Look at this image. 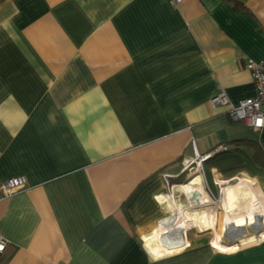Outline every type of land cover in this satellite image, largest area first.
<instances>
[{
    "label": "crops",
    "instance_id": "obj_1",
    "mask_svg": "<svg viewBox=\"0 0 264 264\" xmlns=\"http://www.w3.org/2000/svg\"><path fill=\"white\" fill-rule=\"evenodd\" d=\"M261 58L264 0H0V264H264V126L210 101ZM193 143L220 231L175 200Z\"/></svg>",
    "mask_w": 264,
    "mask_h": 264
},
{
    "label": "built area",
    "instance_id": "obj_2",
    "mask_svg": "<svg viewBox=\"0 0 264 264\" xmlns=\"http://www.w3.org/2000/svg\"><path fill=\"white\" fill-rule=\"evenodd\" d=\"M177 1V0H173ZM253 79L254 92L252 95L241 98L237 103L230 101L223 89L211 96L210 101L213 104H220L227 107V112L231 119L241 120L255 129L264 126V58L249 59L246 62ZM219 146L204 153L198 152L193 143V155L183 157V168L190 171L202 170V162L211 156L215 151L222 149ZM27 182L25 176H13L0 183V189L5 195L11 194ZM7 243V239L0 234V251Z\"/></svg>",
    "mask_w": 264,
    "mask_h": 264
},
{
    "label": "rangeland",
    "instance_id": "obj_3",
    "mask_svg": "<svg viewBox=\"0 0 264 264\" xmlns=\"http://www.w3.org/2000/svg\"><path fill=\"white\" fill-rule=\"evenodd\" d=\"M189 171H190L189 169H186L185 170V173L183 175L177 176L175 178V180L173 181V182L176 183V185L174 187V190H175L174 191V194H175V200H176L177 205L180 206V207H186V206H188L189 205V201L187 200L188 199V196L186 195V192L188 190L195 191L199 187H200V189L204 187V189L207 191L208 194L207 193L203 194L201 196V199L203 201H207V200H211V201L209 203H207V204H204V205H200V206H196V207H190V210H195L197 212H199L201 210H204V209H207V208L215 210L216 211V221H215L216 224H215V228L217 229V231H220L221 229H223L225 227L221 226L223 224L222 223V220H221L222 210H221V208H219L216 205V202L220 198L222 184H224V183H226L228 181H226L224 183H220L216 187H214V188H212L210 190L207 187V185L205 184V182L203 180L201 181L203 187L202 186H199V185L193 184L190 181V179H191V176H193L194 173H193V170L190 171V172ZM201 172H202V170H200V173ZM187 173H190V174L187 175ZM196 173H197V171H196ZM188 180H189L190 184L193 186V189H189L187 187V185H185V184L182 183V182H186ZM232 181H234V179L229 180V182H232ZM184 195H186V196H184ZM190 229H191L190 231L193 232V233H201L203 231L212 230V228H206V229L201 230V229H198V228H195V227L190 228ZM207 242L210 243V237L207 238ZM184 247H186V246L184 245V246H182L180 248H184Z\"/></svg>",
    "mask_w": 264,
    "mask_h": 264
},
{
    "label": "bare ground",
    "instance_id": "obj_4",
    "mask_svg": "<svg viewBox=\"0 0 264 264\" xmlns=\"http://www.w3.org/2000/svg\"><path fill=\"white\" fill-rule=\"evenodd\" d=\"M193 176H191V179H190V181L193 183V184H195V185H199V186H202V182H201V179H200V177H199V174H198V172L196 173V171H193ZM219 181H221V179L219 180ZM248 184L250 185V187L252 188V190L254 191V195L255 196H257V191H256V188H255V185H254V183H252V182H248ZM222 186H223V184H222ZM222 186H221V188H222ZM225 189H226V187H224ZM237 188H239L238 186H234V187H231V190H234L235 192H236V194H237ZM191 189H193V188H191ZM200 189V187L199 188H197L195 191H196V194H198L199 192L197 191V190H199ZM241 189V188H240ZM228 190V189H227ZM227 190L223 193L224 195L221 197V199H220V201H222V203H225L226 201H227V199H226V193H227ZM195 191H192V190H188L187 191V193L188 194H192L193 192H195ZM201 191L202 192H204V189L203 188H201ZM186 193V194H187ZM240 199L237 197L233 202H235V201H239ZM196 204H198V203H196ZM171 207H173L174 209L175 208H177V205L175 204V202H171ZM226 210H227V215H228V208L226 207ZM261 217V214H258L257 215V217ZM234 224V222L233 223H229V224H227V225H221V226H223V227H228V226H231V225H233Z\"/></svg>",
    "mask_w": 264,
    "mask_h": 264
},
{
    "label": "trees",
    "instance_id": "obj_5",
    "mask_svg": "<svg viewBox=\"0 0 264 264\" xmlns=\"http://www.w3.org/2000/svg\"><path fill=\"white\" fill-rule=\"evenodd\" d=\"M228 150H229L228 148L224 147L221 149V151L220 150L219 151L222 152V151H228ZM247 164L252 167L259 166L260 164H264V148H262L260 145L257 144L253 152H251Z\"/></svg>",
    "mask_w": 264,
    "mask_h": 264
},
{
    "label": "water",
    "instance_id": "obj_6",
    "mask_svg": "<svg viewBox=\"0 0 264 264\" xmlns=\"http://www.w3.org/2000/svg\"><path fill=\"white\" fill-rule=\"evenodd\" d=\"M195 195V193H193Z\"/></svg>",
    "mask_w": 264,
    "mask_h": 264
}]
</instances>
